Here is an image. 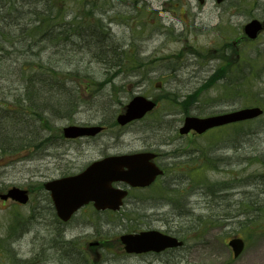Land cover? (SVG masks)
<instances>
[{
	"label": "rangeland",
	"instance_id": "1",
	"mask_svg": "<svg viewBox=\"0 0 264 264\" xmlns=\"http://www.w3.org/2000/svg\"><path fill=\"white\" fill-rule=\"evenodd\" d=\"M25 1L44 8L38 0ZM48 4L46 13L78 22L84 38H71L64 54L50 59L56 66L65 61L62 70L76 73L66 85L69 93L62 88L59 111L46 120L35 121L29 109L19 107L26 104L15 100L23 74L12 66L20 69L26 60L38 68V60L53 50L36 46L26 55L29 39L16 36L18 22L0 24L15 36L2 37L13 54L0 52V105L18 112L0 106V134L22 126L24 139L33 134L26 147V140L2 145L0 135V195L13 187L30 194L25 206L0 200V264H264V114L200 137L178 134L187 116L264 109V33L250 41L242 31L254 19L264 21V0ZM30 9L25 7L19 21L28 34L37 25ZM98 45L125 52L121 67L107 69L111 61L103 63ZM137 95L156 100L158 107L118 127L116 116ZM90 124L105 129L93 138L62 136L65 126ZM141 151L158 153L165 176L148 189L130 190L120 212L97 213L89 205L67 226L56 218L44 183L80 173L109 155ZM150 229L177 236L185 247L163 255L127 254L120 237ZM234 237L246 242L238 258L227 245Z\"/></svg>",
	"mask_w": 264,
	"mask_h": 264
},
{
	"label": "water",
	"instance_id": "2",
	"mask_svg": "<svg viewBox=\"0 0 264 264\" xmlns=\"http://www.w3.org/2000/svg\"><path fill=\"white\" fill-rule=\"evenodd\" d=\"M217 1L221 2L223 0ZM262 30L263 25L258 21H253L244 27V32L251 39H256ZM154 107V102L141 96L135 97L127 105L126 113L118 116L117 122L126 125L134 120H139L152 111ZM262 114L263 110L261 108L254 107L208 118L188 117L184 126L180 129V133L184 135L194 130L199 134H203L211 128L255 119ZM100 131L101 128L98 127L70 126L64 129L67 138L95 136ZM154 157L153 154L108 157L95 162L79 176L52 181L47 183L45 188L51 191L58 216L64 221L69 220L73 213L90 201H94L95 206L99 209L118 210L127 192L114 189L111 184L120 180L129 183L131 186L144 187L151 184L156 176L162 173L150 162ZM2 198L4 200L12 198L23 204L28 200L26 192L18 188L11 189ZM121 239L129 253L160 252L167 248L182 245V242H178L176 238L164 236L159 232H148L135 236L127 235ZM230 245L235 252V256H239L243 250V242L234 239L230 242Z\"/></svg>",
	"mask_w": 264,
	"mask_h": 264
},
{
	"label": "trees",
	"instance_id": "3",
	"mask_svg": "<svg viewBox=\"0 0 264 264\" xmlns=\"http://www.w3.org/2000/svg\"><path fill=\"white\" fill-rule=\"evenodd\" d=\"M40 5H43L44 8L38 10V5H33L32 2H26L25 0H2L0 2V24L4 21L5 24H8V27H14L16 24L14 22H18L20 33L16 36H24L28 41V45L25 49V54L33 53V48L37 46L39 51H48L52 49L53 51H48V58L44 60L43 58L38 60L39 66L38 68H32L26 60H24V65L20 69H18V63L15 67L12 66V70H17L23 74L22 79L20 80L23 83V87L16 93L15 100L26 103L25 105H21L22 108L29 109V111L35 115V121L46 120L48 118L47 114L51 112L56 113L59 111L56 104H59L62 98V88L65 87L66 91L64 94L69 93V88L66 87L68 82H73V77L76 72H64L63 63L61 62L60 66L54 65L50 59H52L53 55H63L64 50L67 49V43L71 38H76L82 40L84 38L83 34L80 31H77L80 28V24L76 21H71L69 23L61 22L64 20L65 16L60 13L52 15L50 9L48 13H46L45 7L49 6L48 0H38ZM43 3V4H42ZM25 7H30V13L34 16V23H37L36 26L31 28V34L27 33L25 28L21 27L19 21L24 19L23 16L26 11ZM8 10V12H5ZM43 10V11H41ZM2 27V26H1ZM0 27V52H4L7 56L12 55V51L5 47V43L2 41L5 38L6 34L8 36H12L10 30L7 32L5 29ZM64 27V30L62 28ZM61 29L58 32L55 29ZM92 32H94L92 30ZM98 32V31H97ZM96 34V32H94ZM104 35V34H103ZM15 37V36H12ZM100 40V39H99ZM107 40V37H106ZM44 42V43H43ZM41 44H43L41 46ZM11 45H15V42L11 43ZM107 45H98L101 55L103 56V63H107V61H111L108 65H105L107 69L110 67H121V62L123 58L126 56L123 51H112V49L116 48L113 45H108V49L104 51ZM16 51L15 49L13 52ZM34 55V54H33ZM111 57L108 58V57ZM35 58V56H34ZM121 62H120V61ZM49 61V62H48ZM114 64V65H113ZM113 65V66H112ZM89 88V87H88ZM63 99V98H62ZM66 112L68 113L70 100H65ZM2 108H5L6 113H15L17 114V109L12 108L9 104ZM28 107V108H26ZM40 111V112H39ZM44 111L43 114H41ZM24 113V112H22ZM41 114V115H40ZM1 117V116H0ZM18 129L17 126H15ZM25 127L22 126L18 130H14L13 133H9V131L0 134L2 138V145H12L14 143H19L26 140V144H22L21 146H25L31 143L33 138V134L29 136V139H24L23 129ZM22 136V137H21ZM21 139V141H20ZM3 148V146H2Z\"/></svg>",
	"mask_w": 264,
	"mask_h": 264
},
{
	"label": "flooded vegetation",
	"instance_id": "4",
	"mask_svg": "<svg viewBox=\"0 0 264 264\" xmlns=\"http://www.w3.org/2000/svg\"><path fill=\"white\" fill-rule=\"evenodd\" d=\"M119 186L122 188H126V186L124 184H121V183L119 184Z\"/></svg>",
	"mask_w": 264,
	"mask_h": 264
}]
</instances>
